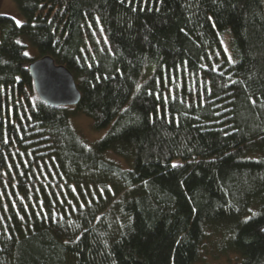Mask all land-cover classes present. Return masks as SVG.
I'll use <instances>...</instances> for the list:
<instances>
[{"label": "trees", "instance_id": "obj_1", "mask_svg": "<svg viewBox=\"0 0 264 264\" xmlns=\"http://www.w3.org/2000/svg\"><path fill=\"white\" fill-rule=\"evenodd\" d=\"M13 1L0 264H191L220 228L264 264V0ZM19 36L70 71L77 105L36 96ZM75 114L108 129L87 142Z\"/></svg>", "mask_w": 264, "mask_h": 264}, {"label": "rangeland", "instance_id": "obj_2", "mask_svg": "<svg viewBox=\"0 0 264 264\" xmlns=\"http://www.w3.org/2000/svg\"><path fill=\"white\" fill-rule=\"evenodd\" d=\"M0 15H6L11 17L15 22L17 20L20 23L23 22V17L18 10L15 2L13 0H0ZM17 41L23 45L24 53H28V57L35 58L37 52L35 48L29 43V41L23 37L19 36ZM70 126L77 130V132L85 139L87 142H91L101 138L108 129V126L101 128L99 130H93L91 128V120L83 114L72 115L69 119ZM107 157H110L113 160H121L120 158L112 157L108 152L106 153ZM119 162V161H118ZM123 167L126 165L122 162H119ZM208 229V235L202 241L199 257L198 259L191 264H239L240 255L236 251H230L222 249L227 243V233L225 229L220 228L219 231H210Z\"/></svg>", "mask_w": 264, "mask_h": 264}, {"label": "water", "instance_id": "obj_3", "mask_svg": "<svg viewBox=\"0 0 264 264\" xmlns=\"http://www.w3.org/2000/svg\"><path fill=\"white\" fill-rule=\"evenodd\" d=\"M28 73L36 96L50 106H75L80 93L70 71L50 55L32 58Z\"/></svg>", "mask_w": 264, "mask_h": 264}, {"label": "snow or ice", "instance_id": "obj_4", "mask_svg": "<svg viewBox=\"0 0 264 264\" xmlns=\"http://www.w3.org/2000/svg\"><path fill=\"white\" fill-rule=\"evenodd\" d=\"M16 25H17V26H20V21H19V20L16 21ZM18 43H19V42H18ZM24 55H28V53H24ZM174 167H175V165H174Z\"/></svg>", "mask_w": 264, "mask_h": 264}]
</instances>
